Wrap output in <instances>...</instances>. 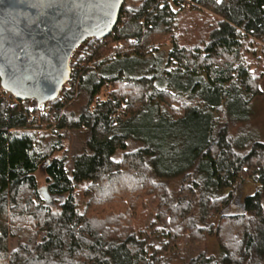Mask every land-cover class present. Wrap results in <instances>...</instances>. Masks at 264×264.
Segmentation results:
<instances>
[{"label":"trees","instance_id":"trees-1","mask_svg":"<svg viewBox=\"0 0 264 264\" xmlns=\"http://www.w3.org/2000/svg\"><path fill=\"white\" fill-rule=\"evenodd\" d=\"M166 42L165 67L152 77L115 70L151 67ZM72 61L84 63L77 103L0 98V264H263L264 143L236 147L229 131L239 121L233 101L244 112L261 95L264 0L124 2L112 33L86 40ZM42 109L59 116L62 136L36 131L49 117ZM197 113L207 122L202 141L174 171L155 164L153 141L131 133L149 114L178 125ZM70 132L82 144L67 169L58 154ZM247 180L255 193L226 213L231 190ZM149 204L154 220L143 229ZM209 237L222 257L203 249ZM187 244L200 251L185 261L177 250Z\"/></svg>","mask_w":264,"mask_h":264},{"label":"water","instance_id":"water-1","mask_svg":"<svg viewBox=\"0 0 264 264\" xmlns=\"http://www.w3.org/2000/svg\"><path fill=\"white\" fill-rule=\"evenodd\" d=\"M124 2L0 0L2 90L39 106L55 100L69 79L73 53L88 39L109 36Z\"/></svg>","mask_w":264,"mask_h":264},{"label":"rangeland","instance_id":"rangeland-1","mask_svg":"<svg viewBox=\"0 0 264 264\" xmlns=\"http://www.w3.org/2000/svg\"><path fill=\"white\" fill-rule=\"evenodd\" d=\"M125 3L129 6L133 4L131 0H126ZM184 9L190 12L192 11L193 7L191 9ZM157 47L158 49L152 54L154 60L150 59L148 61L151 63V67H149V65L145 66L144 63H140L136 69V66H132L131 63H118L115 65V70L123 69L124 71L128 72L131 69V74L133 71H135L136 74H138L139 71H146L148 74L145 76L152 77L150 72H160L165 67L164 62L166 63L167 54L170 49L169 42ZM167 68L168 70L170 69L169 66H167ZM260 89L261 95L253 99L247 111L243 112L238 100V102L233 101L232 105L230 106L231 114L234 116H239V121L233 124L229 131V135L234 141L236 147L246 146L252 141L264 143V76L260 83ZM110 90L111 87L109 85L102 88L100 94L98 95L99 100H104ZM2 96L0 93V98L2 97L4 99L10 100V97H7L6 95ZM76 98L77 92L69 103H72L73 101V103H77L75 101ZM48 116L49 117H47V119L44 121L40 120V128L36 131L42 133L45 132L54 137L62 136L63 131L54 132L57 124L55 120L56 117L59 119V116L55 115L51 110L48 112ZM206 123V119L204 121V117L201 113H197L187 122L178 125L163 124L159 122L158 119H156V115L150 116L149 114L137 122V124L132 128L133 131L131 133L141 137H147L151 142L153 141V145L156 149V154L154 157L155 164L161 168H169L171 171H174L176 168H178V166L184 164L193 157L196 147H198L202 141L203 132L206 130ZM38 125L39 122H37L36 126ZM81 144L82 143L79 136L72 132L68 134L67 139L63 142L64 151L58 155L64 156L66 158L67 169L70 168L71 155L79 149ZM137 146H139V144H130V147ZM35 177L37 179L38 186L40 188H44L45 175L42 167L39 168V170L35 173ZM255 190V184L249 180L245 181L244 183H237L231 190L232 201L230 206L226 209V213L234 214L240 211L243 200L246 197L253 195ZM261 201L264 208V189ZM154 212V206L149 204L147 208L139 214L138 225H140L143 229L144 226L150 227L154 220ZM152 240L153 244H156L159 241L155 237ZM203 249L208 254L222 257V253L214 237H209L207 239L206 245ZM199 251L200 248L187 244L180 246L177 250V254L186 261Z\"/></svg>","mask_w":264,"mask_h":264},{"label":"built area","instance_id":"built-area-1","mask_svg":"<svg viewBox=\"0 0 264 264\" xmlns=\"http://www.w3.org/2000/svg\"><path fill=\"white\" fill-rule=\"evenodd\" d=\"M185 8L186 9H191L194 5L188 1H185V4H184ZM100 40H103V39H100ZM91 49V48H90ZM73 65L71 68H70V75H69V79L67 81V83L63 86L64 87V91L65 93L61 92L58 94L57 98L59 99V101L64 104L65 101H67V95L69 96H74L76 94V91H77V84H78V72H80L82 70V68L84 67V63L81 62V61H72ZM2 95H6L7 97H10L12 98V100L14 102H17V100L10 96L8 93L4 92L1 93V96ZM3 97V96H2ZM49 112V109H42L38 112V116H42L44 114H48Z\"/></svg>","mask_w":264,"mask_h":264}]
</instances>
